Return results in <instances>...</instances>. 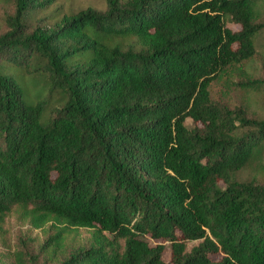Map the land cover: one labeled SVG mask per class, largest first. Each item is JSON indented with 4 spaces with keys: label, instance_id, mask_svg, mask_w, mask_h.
Here are the masks:
<instances>
[{
    "label": "trees",
    "instance_id": "16d2710c",
    "mask_svg": "<svg viewBox=\"0 0 264 264\" xmlns=\"http://www.w3.org/2000/svg\"><path fill=\"white\" fill-rule=\"evenodd\" d=\"M51 1L11 0L0 33V228L13 210L47 228L58 264H264V183L239 176L264 117L211 96L255 56L264 0H105L28 28Z\"/></svg>",
    "mask_w": 264,
    "mask_h": 264
},
{
    "label": "rangeland",
    "instance_id": "374dc122",
    "mask_svg": "<svg viewBox=\"0 0 264 264\" xmlns=\"http://www.w3.org/2000/svg\"><path fill=\"white\" fill-rule=\"evenodd\" d=\"M87 6L103 10L105 0H52L50 6L34 12L26 19L28 28L43 27L59 20L65 14L76 12ZM12 12L11 0H0V33L8 29V17ZM24 68L25 66H16L12 63H1L2 72L12 75L22 88L23 99L27 103L34 104L45 98L48 90L40 77L30 74ZM253 79L263 80L261 89L243 86L241 83V81ZM211 96L225 107H246L249 110V116L264 117V31L258 37L255 56L241 66L231 69L226 76L214 81L211 85ZM185 124L188 128H193L194 125L191 118H187ZM239 176L264 183V158L259 165L242 170ZM85 234L87 233L82 232V235ZM48 235L47 228L31 227L19 211L13 210L4 218L0 228V264H58V255L52 257L40 248ZM150 242L156 243L153 240ZM196 243L197 241H191L189 246ZM164 245L163 258L168 260L169 244L165 242Z\"/></svg>",
    "mask_w": 264,
    "mask_h": 264
}]
</instances>
